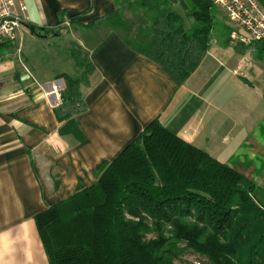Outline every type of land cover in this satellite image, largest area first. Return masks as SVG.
<instances>
[{"label":"trees","instance_id":"1","mask_svg":"<svg viewBox=\"0 0 264 264\" xmlns=\"http://www.w3.org/2000/svg\"><path fill=\"white\" fill-rule=\"evenodd\" d=\"M111 1L115 10L84 29L119 33L127 48L161 67L177 87L211 43L241 56L250 50L231 45V28L209 0ZM257 2L264 10V0ZM27 27L38 38L59 33ZM254 45L255 60L264 63V41ZM68 52L83 73L65 79L54 110L58 121L84 110L80 87L93 71L78 46ZM94 176L93 185L78 182L72 197L35 217L49 264H264V192L260 198L244 172L178 139L158 120ZM186 255L196 261L182 262Z\"/></svg>","mask_w":264,"mask_h":264},{"label":"crops","instance_id":"2","mask_svg":"<svg viewBox=\"0 0 264 264\" xmlns=\"http://www.w3.org/2000/svg\"><path fill=\"white\" fill-rule=\"evenodd\" d=\"M22 1L26 22L13 42L0 44V264H49L35 217L72 197L78 182L93 185L97 167L115 160L152 121L229 164L240 138L233 104L248 83L236 73L241 60L232 47L225 55L211 43L197 70L177 87L161 67L127 48L119 33L85 30L115 10L113 1ZM81 14L70 24L77 37L67 43L81 49L93 71L80 87L84 110L58 121L54 110L71 77L46 71L38 50L31 56L26 44L63 35L38 38L27 25L61 31Z\"/></svg>","mask_w":264,"mask_h":264},{"label":"rangeland","instance_id":"3","mask_svg":"<svg viewBox=\"0 0 264 264\" xmlns=\"http://www.w3.org/2000/svg\"><path fill=\"white\" fill-rule=\"evenodd\" d=\"M175 8V11L181 12L177 7ZM220 14L221 16H218L219 19L228 24L226 17L222 13ZM124 16L129 22L134 24L132 17L128 13L124 14ZM69 25L67 23L64 28L60 29L61 31H59L58 35H63L60 38L37 39L35 44H26V46L30 47L27 53L33 56V50L37 49L38 62L46 71L51 73L61 72L71 78H77L83 73V70L75 69L66 50L70 47L67 43L70 37L72 40L77 37L72 35L74 30L72 25L70 27ZM86 34L92 35L85 32ZM49 45H51L50 48L48 47ZM254 46H245L250 47V50L245 52L242 57L233 54L235 59L241 60V69H237L236 73L241 75V78L248 83H246L248 87L241 84L245 88L246 94L243 96L237 91V100L233 104L235 108L233 118L237 121L238 138H240L235 141V151L230 157L228 166L237 172H244L259 189L261 198V192H264V63L255 60ZM258 46H261V44ZM216 47L221 49L225 55L232 52L231 48L226 46L217 45ZM70 49H72V46ZM231 65L229 66L230 69L233 68ZM243 115H246L247 118L245 122L242 121ZM262 200L264 201V199ZM195 261L196 257L190 255H186L182 259V262L187 263H194ZM176 264L183 263L177 262Z\"/></svg>","mask_w":264,"mask_h":264},{"label":"built area","instance_id":"4","mask_svg":"<svg viewBox=\"0 0 264 264\" xmlns=\"http://www.w3.org/2000/svg\"><path fill=\"white\" fill-rule=\"evenodd\" d=\"M231 28L230 43L250 46L264 41V10L257 0H209ZM22 0H0V44L11 43L19 26L26 22Z\"/></svg>","mask_w":264,"mask_h":264}]
</instances>
